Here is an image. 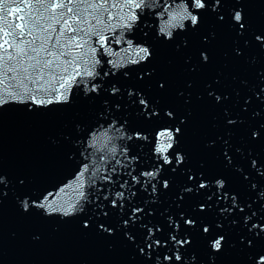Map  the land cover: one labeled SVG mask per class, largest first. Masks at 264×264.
Listing matches in <instances>:
<instances>
[{
  "label": "snow or ice",
  "instance_id": "1",
  "mask_svg": "<svg viewBox=\"0 0 264 264\" xmlns=\"http://www.w3.org/2000/svg\"><path fill=\"white\" fill-rule=\"evenodd\" d=\"M242 2L165 0L163 4H157V0H0V111L12 104L29 112L64 109L75 98L74 89L83 99L89 100L105 95L117 96L121 90L115 78L118 75L128 78L126 69L131 68L130 65L138 67L153 55L147 44L129 38L131 29L147 19L137 10L156 9V26L148 27L145 34L150 32L165 42H171L181 34L199 32L206 23L209 8L217 24H227L238 37H246L251 29L243 8H231L226 14L222 7ZM214 36L215 33L210 32L202 39L207 42ZM182 42L187 43L186 40ZM244 42L264 47V32H253L251 40L245 38ZM235 51L237 55L241 54V49ZM199 55L201 61H208L206 51ZM139 78L143 79V74H139ZM160 87L164 85L160 84ZM208 95L212 97L214 93ZM127 96L135 115L123 111L119 103L112 105L104 99L95 114V125L99 127L92 124L81 127L83 122L73 124L79 134L77 138L83 136L85 140L81 153L84 159L78 169H74L70 181L62 179L58 183L39 185L25 179L18 181L15 199L22 212L43 220L79 219L82 229L93 230L99 235L113 236L119 231L126 241L133 243L139 255L154 256V264H173V258L175 264H201L186 247L192 244L193 229L205 250L210 249L209 259L215 264L213 254L224 248L225 225L239 224L248 233V236L239 237L240 242L253 249L250 264H264V251H256L254 244L256 239L264 238V223L261 222L264 216H258L252 210V201L242 200L239 193L231 191L225 175L212 174L204 166L181 170L186 174V183L177 197V208L181 209L184 196L193 192L203 193L206 202L215 197L213 204L198 203L191 212L182 209L167 212V233L159 223L149 226L145 222L146 216L155 214L148 205L149 200L158 198L161 187L168 189L171 186V174L186 160V154L178 146L187 118L177 117L142 91L129 89ZM214 98L216 102L221 101L219 95ZM141 124L157 127L149 135ZM225 124L235 126L236 120L227 118ZM260 135V130L251 132L253 139ZM145 148L150 153L147 164L141 163ZM230 150L231 146L225 140L223 167L235 169L243 181H248L250 173L234 164ZM250 168L264 178V160L251 158ZM121 169L128 179L118 184L119 190H114L111 186L117 184ZM7 183L0 173V185ZM257 188L256 182L248 184V190L255 196ZM101 191L110 207L117 209L115 225L109 222L108 211L96 220L82 215L86 207H103L96 203ZM6 194L0 187V202ZM138 196L143 203L134 201L133 198ZM256 201L264 208V191ZM145 206H148L147 212ZM214 206L215 212L209 217L208 209ZM133 226L143 232L139 241L133 234Z\"/></svg>",
  "mask_w": 264,
  "mask_h": 264
},
{
  "label": "water",
  "instance_id": "2",
  "mask_svg": "<svg viewBox=\"0 0 264 264\" xmlns=\"http://www.w3.org/2000/svg\"><path fill=\"white\" fill-rule=\"evenodd\" d=\"M164 2L157 0V4ZM222 7L226 14L231 8H243L251 29L246 37H238L227 24H217L209 8L206 23L199 32L181 34L173 41L165 42L150 32L145 34L148 27L156 26V9L137 10L147 19L131 29L129 38L147 44L153 55L138 67L130 65L131 68L126 69L128 78L119 75L115 78L121 90L117 96L105 95L89 100L83 99L74 89L75 98L64 109L29 112L12 104L0 111V173L8 181L0 185L7 193L0 202V264H154V256L139 255L138 249L119 231L113 236L99 235L93 230L82 229L79 219L43 220L23 213L15 199L20 179L33 185L58 183L62 179L70 181L74 169H78L84 159L81 153L84 152L85 137L77 138L79 134L73 124L83 122L81 127L84 124L99 127L95 125V114L104 99L112 105L119 103L123 111L135 115L129 105V89L142 91L149 99L158 101L162 108L172 110L177 117L187 118L178 146L186 154V160L171 174V186L168 189L161 187L158 198L149 200L148 205L155 213L145 217L149 226L159 223L167 233V212L181 209L191 212L194 205L206 202L203 193L193 192L184 196L181 209L176 203L180 189L186 183V174L181 170H196L201 166L212 174L225 175L231 191L239 193L242 200L252 201V210L258 216H264V208L256 201L264 191V178L250 168L251 158L264 160V47L244 42L245 38L251 40L253 32H264V0H243L239 5L230 3ZM210 32L215 36L204 41L202 37ZM237 48L241 49L240 55L236 54ZM201 51L207 52V62L201 61ZM139 74H143V79ZM209 92L214 95L210 97ZM215 95L221 97L220 102L215 101ZM227 118L235 119V126H226ZM140 126L147 129L149 135L157 127L154 124ZM253 130L261 131L259 138H252ZM66 136L69 139H65ZM225 140L231 146L229 154L233 156L234 164L250 173L248 181H243L235 169L223 167ZM119 143L117 141V147ZM149 155L145 148L141 163H150ZM120 173L117 184L111 186L114 190H119L118 184L128 179L122 169ZM251 182L258 184L256 196L248 190ZM99 197L96 203L103 207H86L82 215L96 220L108 211V220L115 225L117 209L110 207L103 191ZM133 199L143 203L139 196ZM214 200L215 197L206 204H213ZM147 210L148 206H145V212ZM214 212L215 206L208 209L207 215L212 217ZM192 231V244L186 247L201 264H212L210 249L205 250L198 234L194 229ZM133 234L137 241L143 238V232L137 226H133ZM225 235L223 250L213 254L215 264H250L253 249L246 248L239 239L248 236L247 229L239 224L231 227L226 224ZM254 244L256 251H264V238L256 239Z\"/></svg>",
  "mask_w": 264,
  "mask_h": 264
}]
</instances>
